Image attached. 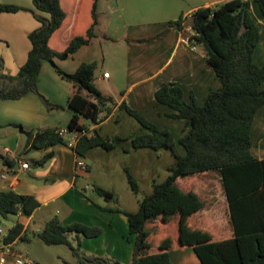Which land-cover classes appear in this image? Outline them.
<instances>
[{
	"label": "trees",
	"instance_id": "trees-1",
	"mask_svg": "<svg viewBox=\"0 0 264 264\" xmlns=\"http://www.w3.org/2000/svg\"><path fill=\"white\" fill-rule=\"evenodd\" d=\"M98 1L90 0L88 12L87 0H83L81 24H86L88 19L89 23L83 33L75 35L65 49L58 51L51 47L50 42L64 27L68 13L61 0H33L35 10L31 12L40 27L29 35L32 49L19 73L0 74V100H19L33 92L48 109H62L49 103L37 89L42 64L48 61L64 80L76 88L67 104L73 112L69 131H89V127L81 123L82 117L100 125L104 122L99 120L102 112H105L106 120L113 114L117 106L114 99L105 96L96 86L97 62H83L73 74L61 70L55 62L56 59L73 57L96 38ZM252 1L264 19V0ZM22 10L16 5H0V14H15ZM250 10V0H230L215 7H201L194 12L192 29L195 34L189 42L205 48L207 64L220 87L210 91L203 104L199 105L194 93L188 102L179 86L161 83L155 93L156 102L172 111L166 114L167 117L182 120L187 125V130L177 141L170 132L147 122L125 101L117 109L127 112L148 131L146 135L133 138L134 149L164 148L171 151L175 159L166 181L154 184L153 194L141 202L139 211L125 213L130 234L135 237L130 264H172L170 251L174 235L182 247L194 249L202 264H264V160L257 159L252 153L254 123L264 107V64L259 65L255 61L261 33ZM182 22L183 17L169 25L181 28ZM168 33L169 29L136 43L151 45ZM58 131L46 128L29 132L24 153L65 144V138ZM122 141L119 137H102L95 130L93 136H83L74 150L79 159H85L95 148L111 151ZM53 158L54 153H48L35 161L34 166L44 167ZM0 159L9 167L16 164L4 155H0ZM206 172H217L221 176L235 232L232 239L214 241L209 232L194 230L188 225L189 219L205 208V203L194 192L183 190L178 180H189ZM127 177L133 191L138 193V184L129 171ZM95 192L106 202H116L110 191L95 188ZM39 206L34 196L20 195L12 189L0 192V216L5 220L11 215L32 216ZM101 209L121 212L119 209ZM101 232L99 228L79 223L65 225L54 218L35 235L46 246L69 247L78 264H121L108 258L88 256L82 251V240L98 237ZM28 234V231L24 232V226L17 223L8 231L3 243L10 245L18 239L24 240Z\"/></svg>",
	"mask_w": 264,
	"mask_h": 264
},
{
	"label": "crops",
	"instance_id": "crops-1",
	"mask_svg": "<svg viewBox=\"0 0 264 264\" xmlns=\"http://www.w3.org/2000/svg\"><path fill=\"white\" fill-rule=\"evenodd\" d=\"M227 1L230 0H99V25L96 28V39L100 36L98 29L102 25V19H108L109 30L103 33L102 37L113 40L114 36L119 35L118 39L122 42L120 65L124 64L126 48L127 57L134 58L131 65L122 71V79H126V84L123 85L124 90L117 81H112L113 86L108 91L97 87L105 96L115 100L117 106L110 117L124 101L137 111L151 110L155 116H165L171 113L170 109L158 104L155 100V93L162 82L179 86L184 92V99L188 102L191 93H194L197 103L199 99L204 102L209 94V92L206 94L209 88L206 86L208 82L219 88L220 83L207 64L205 48L194 46L190 44L189 40L195 34L192 29L194 12L201 7H215ZM250 1L251 15L261 33L256 55L259 49H264V19L257 4ZM61 3L68 13V19L64 27L53 36L50 42L51 47L58 51L65 49L75 35L83 33L89 23L88 19L86 24H81L83 0H61ZM87 3L89 12L90 0H87ZM2 4L16 5L26 9L15 14H0V74L17 75L27 62L32 49L29 35L40 27V23L31 13L35 10L33 0H0V5ZM186 16L190 18L188 25L185 20L188 19ZM180 17H183L182 27L168 25L166 29H169L170 34L166 38L150 46L147 45L145 48H142L143 44H136L141 39L153 38L161 33L159 30L149 31L146 27L157 25V23L160 25L163 22L176 21ZM114 31L115 33H112ZM128 39L129 43H134L133 46L128 43ZM136 46L138 48L131 54ZM81 50L67 60L56 59V65L68 74L75 73L84 62L78 59ZM263 64L264 62H261L259 65ZM106 73L108 72L104 71L96 77L97 83L111 81L112 75L108 73L109 78H105ZM37 89L49 103L62 107V109H48L41 98L33 92H29L19 100H0V132H2L1 129L6 130L5 134L1 133L2 136H0V155L16 161L15 166L9 167L0 159V192L12 189L20 195L34 196L40 204L32 216L28 217L22 214L16 216L17 220L12 228L17 223H21L24 226V232H29L26 239H18L14 243L6 245L3 243V239L12 228L2 230L0 263L18 264L19 261L26 260L32 261L34 264L45 263L42 258L33 256V246L39 244L36 240L41 241L35 234L40 233L46 223L58 218L65 225L79 223L101 229L100 236L82 240V251L86 255L116 260L121 264H130L135 237L130 234L125 213L131 212L121 209H119L121 212L104 211L101 208H118L110 207L106 201L101 203L100 199L88 196L78 187L79 179L90 174L91 166L86 163L88 168L83 171L88 173L77 171L76 164L79 158L74 148L68 146L72 136L65 138V144L51 147L48 150H35L36 154L40 155V159L48 153H54L52 160L44 167L35 170H32V165L26 160L24 150L21 151L22 138L11 130V127H21L27 134L46 128L66 130L73 117V112L67 104L76 88L72 83L64 80L48 61H44L42 64ZM120 92L122 97L117 99L116 93ZM258 116V122L261 120L262 123L257 127L258 122L255 120L252 132L254 143L252 153L257 159L264 160V107L258 112L256 119ZM175 121H181L187 130L184 121ZM103 123L92 124L89 127V136H93L94 131ZM83 160L86 162L85 159ZM88 160H91L90 156H88ZM20 162L28 163L30 169L22 170ZM4 175L6 178H2ZM200 176L208 177L212 181L214 179L217 189L212 183H205L203 190H195L193 182L196 177ZM178 185L183 190L194 192L205 203V208L189 219L190 228L209 232L214 241L235 237L230 206L219 173L198 174L189 180H178ZM88 187L89 184L85 186V190ZM92 190L95 192V188ZM95 194L97 195V193ZM98 198L100 197L98 196ZM38 216L41 218L38 227L35 231H31V224L36 223L35 220ZM30 232L33 233L34 239ZM21 243L23 245L20 246ZM41 251H45V249H41ZM170 255L172 264H202L194 249L182 247L175 235Z\"/></svg>",
	"mask_w": 264,
	"mask_h": 264
},
{
	"label": "rangeland",
	"instance_id": "rangeland-1",
	"mask_svg": "<svg viewBox=\"0 0 264 264\" xmlns=\"http://www.w3.org/2000/svg\"><path fill=\"white\" fill-rule=\"evenodd\" d=\"M23 10L26 9L23 8ZM186 17L188 18V16ZM180 18H178L176 21H178ZM185 20L187 21H185L187 25L190 24V18ZM108 22V19H102V25L98 29L100 36L97 39L94 38L89 46L82 48L80 54H78V59L84 62H97L98 69L96 71V77H98L104 71L112 75L111 81H104L102 83H97L96 81L98 88H102L106 91L111 90L113 86V84H111L112 81H117V83L122 86V90H124L125 87H123V85L126 84V79H122V71H125L126 68L131 65V63L134 61V58L127 57L126 48V57L123 60L124 64L121 63L120 65V45L122 42L118 39L119 35L117 34L114 36L113 40L102 37L103 33H106L108 32L107 30H109ZM171 22L175 21H170L167 23L163 22L160 25L157 23V25L148 26L146 29L149 31L159 30L162 33L168 30L166 28ZM112 33H115V31ZM169 34L170 32L164 38H166ZM129 44L133 46L134 43L130 42ZM147 45L150 46V44L144 43L142 48H145ZM137 46L134 47V50L131 52V54L135 52V49L138 48ZM142 48L141 52L143 51ZM262 58H264L263 48L259 49L255 55L256 63L260 64L261 62H264V59ZM206 86H209L206 94L218 88L217 85H211L210 82H208ZM121 92L123 93V91ZM121 92L116 93L115 97L117 99L122 97ZM198 103L199 105L203 104L200 99ZM138 112L143 115L147 122L153 124L158 129L170 132L175 141L178 140L181 134H183V130L186 129V126H184L181 121L171 120L165 117L166 115L155 116L151 110ZM258 119L259 116L256 119V122H258ZM99 120H106L105 112L100 114ZM81 123L87 127L92 125V123L85 117L81 118ZM261 123L262 121L259 120L257 127L261 126ZM97 131L102 137L110 139L119 137L122 138L123 141L118 143L116 148L111 151H107L102 148H95L91 150L85 158L86 162L81 159L85 164L88 163L91 166V172L90 174H87L88 176H85V178L79 179L78 187L81 188L88 196L100 199L99 201L101 203L105 202V200L101 197L98 198V196L95 194L96 192H94L92 188H102L110 191L116 197L115 203L106 202L110 207L118 208L126 212L128 211L131 213H136L140 209L141 202L153 194L154 184H160L166 181L167 177L169 176V169L175 164V159L171 151L164 148H160L159 150L152 148L134 149L132 147L133 138L140 135H146L148 134V131L143 128L135 118L131 117L124 110H117L112 117L107 119L105 123L98 127ZM179 151L181 154H183L180 148ZM24 156L26 160L32 165V170L37 169V167L34 166V163L36 160L40 159V155L36 154L35 150L32 149L24 153ZM88 156L91 157L90 161L88 160ZM127 171H129L135 178L138 184V193L134 192L131 188L127 177ZM79 172L88 173L81 170H79ZM210 181H212V179H208V177H196L193 182V188L195 190L201 191L203 190V187H205V183H212L213 186L216 187L215 180L213 179L212 182ZM88 184L89 187L85 190V186ZM215 189H217V187ZM16 220L17 217L15 215L9 216L7 220L0 216L1 229L5 230L12 228ZM40 220L41 218L38 216V218L35 220L36 223L31 224V231H35L37 229ZM30 235L33 238V233L30 232ZM36 242L39 244H35L32 251L35 258H42L46 264H76L77 259L74 257L69 247H50L44 245L39 240H36ZM21 245L23 244L21 243L20 246ZM41 249H45V251H41Z\"/></svg>",
	"mask_w": 264,
	"mask_h": 264
},
{
	"label": "built area",
	"instance_id": "built-area-1",
	"mask_svg": "<svg viewBox=\"0 0 264 264\" xmlns=\"http://www.w3.org/2000/svg\"><path fill=\"white\" fill-rule=\"evenodd\" d=\"M105 78H109V74L106 73L104 75ZM59 135L66 138L68 136H72V138L70 139L69 143H68V146L71 147V148H75L78 141L83 137V136H86L88 135L89 136V133H90V130L89 131H83V132H71L69 131L68 129L66 130H59ZM20 165V168L22 170H29L30 169V165L28 163H19ZM87 165L81 160L79 159L77 161V164H76V169L77 171L81 170V171H86L87 170ZM2 178H6V175L2 176ZM2 229L0 228V236L2 235ZM1 264V263H0ZM18 264H34L32 261H29V260H26V261H19Z\"/></svg>",
	"mask_w": 264,
	"mask_h": 264
},
{
	"label": "water",
	"instance_id": "water-1",
	"mask_svg": "<svg viewBox=\"0 0 264 264\" xmlns=\"http://www.w3.org/2000/svg\"><path fill=\"white\" fill-rule=\"evenodd\" d=\"M2 132H0V136L1 133L5 134L6 130L5 129H1ZM11 130H13L15 133H17L18 135L21 136L22 138V148L21 151L25 150L27 145H28V141H29V136L28 134L24 131V129H22L21 127H11Z\"/></svg>",
	"mask_w": 264,
	"mask_h": 264
}]
</instances>
